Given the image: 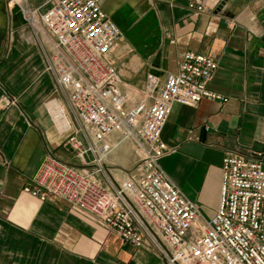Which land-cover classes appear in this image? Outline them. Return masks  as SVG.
I'll list each match as a JSON object with an SVG mask.
<instances>
[{
  "label": "crops",
  "instance_id": "obj_1",
  "mask_svg": "<svg viewBox=\"0 0 264 264\" xmlns=\"http://www.w3.org/2000/svg\"><path fill=\"white\" fill-rule=\"evenodd\" d=\"M46 10L57 0H23ZM203 4L197 11L190 2ZM123 38L111 57L125 85L161 81L187 51L212 56L208 87L228 97L173 103L160 159L168 176L205 217L220 202L222 160L264 148V0H102ZM18 104L0 110V264H165L149 244L135 247L85 211L56 196L41 200L24 186L47 153L77 163L53 98L60 99L17 0H0V93ZM133 143L108 157L118 179L133 171Z\"/></svg>",
  "mask_w": 264,
  "mask_h": 264
},
{
  "label": "built area",
  "instance_id": "obj_2",
  "mask_svg": "<svg viewBox=\"0 0 264 264\" xmlns=\"http://www.w3.org/2000/svg\"><path fill=\"white\" fill-rule=\"evenodd\" d=\"M17 3L60 95L51 102L67 120L65 145L77 159L47 153L24 191L64 199L133 246L154 247L165 264H264V148L223 157L211 217L160 165L170 151L162 132L173 103L228 100L208 87L217 61L187 51L162 81L149 72L142 87L125 85L111 57L123 32L102 0H57L44 11ZM189 7L204 8L193 1ZM15 104L17 96L2 87L0 110ZM126 141L139 159L118 179L108 157Z\"/></svg>",
  "mask_w": 264,
  "mask_h": 264
},
{
  "label": "rangeland",
  "instance_id": "obj_3",
  "mask_svg": "<svg viewBox=\"0 0 264 264\" xmlns=\"http://www.w3.org/2000/svg\"><path fill=\"white\" fill-rule=\"evenodd\" d=\"M61 116H62V114H61ZM64 118V117H63ZM133 152H134V155H135V157H136V163L138 162V159H139V156H138V154L135 152V150L133 149ZM136 163H135V165H136ZM135 165H134V167H135ZM134 169V168H133Z\"/></svg>",
  "mask_w": 264,
  "mask_h": 264
}]
</instances>
